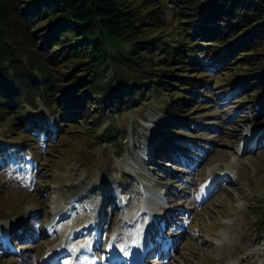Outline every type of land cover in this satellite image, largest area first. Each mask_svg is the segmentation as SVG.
I'll list each match as a JSON object with an SVG mask.
<instances>
[{
    "label": "rangeland",
    "instance_id": "1",
    "mask_svg": "<svg viewBox=\"0 0 264 264\" xmlns=\"http://www.w3.org/2000/svg\"><path fill=\"white\" fill-rule=\"evenodd\" d=\"M213 51V42L186 51V76L210 83L177 115L152 89L94 131L40 98L25 107L44 124L0 126V264H78L87 251L114 264L121 221L143 200L167 250L148 264H264V88L221 85L232 65ZM118 70L111 64L104 81ZM149 140L164 150L147 161Z\"/></svg>",
    "mask_w": 264,
    "mask_h": 264
},
{
    "label": "trees",
    "instance_id": "2",
    "mask_svg": "<svg viewBox=\"0 0 264 264\" xmlns=\"http://www.w3.org/2000/svg\"><path fill=\"white\" fill-rule=\"evenodd\" d=\"M202 42L232 65L221 85L264 88V0H0V126L44 124L25 107L40 98L94 131L152 89L177 115L210 83L183 71ZM111 64L119 70L104 81ZM80 99L81 110L64 111Z\"/></svg>",
    "mask_w": 264,
    "mask_h": 264
},
{
    "label": "bare ground",
    "instance_id": "3",
    "mask_svg": "<svg viewBox=\"0 0 264 264\" xmlns=\"http://www.w3.org/2000/svg\"><path fill=\"white\" fill-rule=\"evenodd\" d=\"M147 150L150 152V154H152V156L154 155L152 153L151 147ZM215 179L216 177L213 178V181ZM152 213H153V207H151L144 200L139 201V203L136 206H134L130 211H127L120 224V226L122 227L120 229L117 228L118 232L115 235L116 241L114 248L118 250V252H116L117 254L121 252L123 255L121 257L120 255L119 257H117V254H115L114 256L116 257L112 259V261H114V264H123V261L125 260L124 256L126 255L130 256L134 264H138L136 262V259L139 255L136 248H140V247L141 249H144L146 256L159 249V258H165V256L167 255V250L165 246L159 247L157 245L158 243V239L156 238L157 230L150 232V229L152 228V224L154 222L153 220L154 216ZM129 243L130 245L126 246ZM132 245L134 246L133 248L131 247ZM87 255H88L87 253H83V256H87ZM88 259L90 260V257ZM78 264H90V263L85 262L83 260V262L79 261Z\"/></svg>",
    "mask_w": 264,
    "mask_h": 264
}]
</instances>
